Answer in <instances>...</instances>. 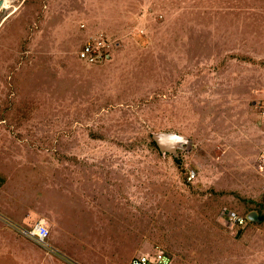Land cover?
Instances as JSON below:
<instances>
[{
  "label": "rangeland",
  "instance_id": "obj_1",
  "mask_svg": "<svg viewBox=\"0 0 264 264\" xmlns=\"http://www.w3.org/2000/svg\"><path fill=\"white\" fill-rule=\"evenodd\" d=\"M97 33L112 62L79 57ZM160 131L192 144L164 155ZM261 155L264 0L2 5L0 264H264V222L227 217L264 214Z\"/></svg>",
  "mask_w": 264,
  "mask_h": 264
},
{
  "label": "built area",
  "instance_id": "obj_2",
  "mask_svg": "<svg viewBox=\"0 0 264 264\" xmlns=\"http://www.w3.org/2000/svg\"><path fill=\"white\" fill-rule=\"evenodd\" d=\"M121 41L118 38H110L105 33L89 35L81 44L79 57L91 64L100 65L112 62L115 53L121 48ZM259 161L264 166V155L260 156ZM195 178V172L189 175V181ZM230 222L239 227H245L248 223L246 217L236 211L227 214ZM20 232L36 244L49 249L48 238L49 228L44 223H38L31 229H21ZM130 264H173L171 255L163 249H157L153 253L140 254L132 258Z\"/></svg>",
  "mask_w": 264,
  "mask_h": 264
},
{
  "label": "water",
  "instance_id": "obj_3",
  "mask_svg": "<svg viewBox=\"0 0 264 264\" xmlns=\"http://www.w3.org/2000/svg\"><path fill=\"white\" fill-rule=\"evenodd\" d=\"M3 0H0V10L2 8ZM152 140L156 143L159 151L166 155L171 154L178 158L180 150L185 147H190L192 140L176 131H160L152 134ZM248 220L251 222L259 223L261 219L257 212H252L248 215Z\"/></svg>",
  "mask_w": 264,
  "mask_h": 264
},
{
  "label": "trees",
  "instance_id": "obj_4",
  "mask_svg": "<svg viewBox=\"0 0 264 264\" xmlns=\"http://www.w3.org/2000/svg\"><path fill=\"white\" fill-rule=\"evenodd\" d=\"M151 145L157 150V151H159V149H158V147H157V145H156V143L152 140V142H151ZM160 152V151H159ZM252 211V210H251ZM250 211V212H251ZM248 214V213H247ZM260 216V219H261V223L262 222H264V214H261V215H259ZM246 218H247V216H245ZM249 222V221H248ZM248 224V223H247Z\"/></svg>",
  "mask_w": 264,
  "mask_h": 264
},
{
  "label": "bare ground",
  "instance_id": "obj_5",
  "mask_svg": "<svg viewBox=\"0 0 264 264\" xmlns=\"http://www.w3.org/2000/svg\"><path fill=\"white\" fill-rule=\"evenodd\" d=\"M13 2H14V0H3L4 7L9 8Z\"/></svg>",
  "mask_w": 264,
  "mask_h": 264
},
{
  "label": "clouds",
  "instance_id": "obj_6",
  "mask_svg": "<svg viewBox=\"0 0 264 264\" xmlns=\"http://www.w3.org/2000/svg\"><path fill=\"white\" fill-rule=\"evenodd\" d=\"M262 165V164H261ZM261 167H264V166H261ZM247 220H248V217H247ZM249 221V220H248Z\"/></svg>",
  "mask_w": 264,
  "mask_h": 264
},
{
  "label": "crops",
  "instance_id": "obj_7",
  "mask_svg": "<svg viewBox=\"0 0 264 264\" xmlns=\"http://www.w3.org/2000/svg\"><path fill=\"white\" fill-rule=\"evenodd\" d=\"M259 159H260V157H259Z\"/></svg>",
  "mask_w": 264,
  "mask_h": 264
}]
</instances>
